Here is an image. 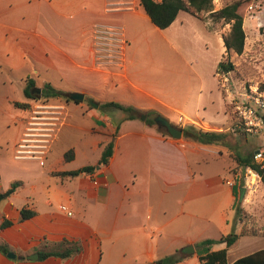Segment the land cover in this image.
I'll list each match as a JSON object with an SVG mask.
<instances>
[{
	"label": "crops",
	"instance_id": "1",
	"mask_svg": "<svg viewBox=\"0 0 264 264\" xmlns=\"http://www.w3.org/2000/svg\"><path fill=\"white\" fill-rule=\"evenodd\" d=\"M33 1H39L41 5H44L43 3L51 5L53 8H55L53 2H57L56 0H30V3ZM105 6L107 11H105V17L99 14L102 18L96 21L103 22L102 25L109 27L112 24L120 25L128 30L129 27H134L130 37L128 36L129 31L126 34L129 38H126L128 46L124 73H120L117 66L102 64L96 61V58L94 60L95 55L92 54L91 48L92 30H77L79 31L78 37L68 38V43L65 44L67 38L61 36L60 33L57 39L51 36L49 30H53L54 27L48 23L42 24L43 16L40 18V16L31 15L22 18V28H16L8 23L9 19L0 20V69L7 67L13 72H20L26 69L28 61L32 60L36 64L60 73L71 71L74 76L83 75L88 78L86 81L89 82L90 85L87 84L90 88L67 93L69 96L80 93L86 97L96 92L93 102L96 104L99 102L102 105L110 102L107 99V92L110 88L112 91L116 89L120 95H131V99L135 101L146 98L159 102L162 106L176 111L180 115V121H183L185 125L190 124L204 131L230 133L233 115L228 112H225V120L206 119L208 107L203 102V85L207 79L202 73V68L199 71L194 69L201 84L200 94L195 98L190 95L185 100H178V108L153 95L155 89L153 85L149 83L146 84L147 88L141 87L139 84H142V81L139 77L134 74L131 78L128 74L129 64L131 65L132 61L128 51L130 46L133 42H141L138 48L143 49L145 43L142 28L139 30L138 27L139 18L151 23L156 31L166 34L176 30L177 27L184 29L185 23L181 20L183 12L179 14L172 26L166 30H160L145 14L139 0L134 8L129 9L107 10V2ZM57 15L63 17L59 13ZM128 15L136 21V24L132 21L129 24V17H123ZM47 18L46 21H49V17ZM76 25L79 28L83 26L81 23ZM92 26L100 25L93 24ZM55 28L58 30V27ZM205 30L210 36H221L220 40L224 44L222 34L209 31L206 25ZM71 44H73L72 47ZM144 47L149 52L163 49L159 45L146 44ZM220 61L217 60L214 66L218 67ZM216 71L217 68L215 77L218 79ZM182 78L183 85H186L187 80L184 76ZM25 82L27 86L28 81ZM178 84L179 82L176 86ZM25 89L26 87L23 89V95L27 98ZM233 96L231 94L230 97L224 98L225 105L226 100L229 99L231 102L230 99ZM7 100L9 104H26V102L13 100L11 97H7ZM116 103L124 104L120 100ZM130 104L140 109L136 103ZM100 105L98 108L93 107L92 112L88 113V117L94 124L90 132L96 138L98 137L94 143V148L99 152L95 165L101 159L106 144L117 133L110 163L97 167L92 174H82L74 178L63 177L59 174L77 171L87 165L73 170L54 169L50 171L52 177H49V181L53 183L47 186V207L41 211L33 204L35 201L33 196L38 188V182L43 181V178L39 180L29 177V182L18 181L21 185L16 193L0 201V246H7L16 258L10 259L0 252V264H101L104 259L107 261L106 264H127L129 261L139 264L143 258H148V261L155 264L157 260L177 253L189 254L186 249L189 246L195 247L198 242L202 241V234L206 229H203L205 227L202 225L197 226V234L193 237L190 233L193 229L192 219L200 223H210L212 218H216L221 227L226 229L229 225V214L236 212L241 192H245V189L247 193L242 208H250L249 203L256 197V192L250 191L249 185L244 186L242 178L244 173L250 177L251 174L248 171L251 169L241 168L240 173L233 172L232 170L239 166L227 152H222L221 149H219L220 152H215L211 150L216 148L215 145H201L184 137L175 139L170 133L165 134L158 127L147 125L144 122L145 118L124 120L125 115H122L121 120L116 121L111 119L109 114L100 112ZM12 113L14 116L10 117L9 123L4 127L7 129L15 127L18 130V140L14 143L13 151L8 152L13 155L10 158H3L5 153L0 151V194L5 193L12 186L15 178L10 176L9 171L14 173L17 167L24 165L21 162L36 160L45 164L46 158L54 145L58 143L69 118V112H31L30 108L24 110L18 108ZM159 115L169 121L165 123H176V120L165 113ZM42 130L50 132L45 157L42 160L34 157L18 158V146L25 140H40ZM80 151V148L75 146L74 159L72 161L65 159V163H74L79 158ZM259 151L262 152L261 149H257L255 153ZM224 153L233 162L229 168V174L232 177L224 173L207 176L203 173L196 174L193 171L194 162L195 164L198 162L209 164V157L221 158ZM255 175L256 186L260 188V191L264 186L261 178L256 173ZM30 183H34L32 185L34 193L22 197L23 189ZM54 201L60 204L59 207L67 205L74 216L68 217L62 213L59 207H55ZM25 207L35 211L37 215L28 221L20 222V212ZM6 220L12 222L13 225L1 229ZM178 220L180 224L177 227L188 230L187 235H177L178 228L172 224ZM222 236L226 235L222 234ZM64 239L70 242H80L82 252L66 260L56 257L40 260L39 252L45 251L47 243L53 244ZM261 239L264 238L243 236L235 245L241 242L242 250H245L251 248L255 241H259L260 244ZM222 245L224 247L213 245L211 251L222 250L226 247ZM235 245L229 249L228 257ZM260 250H264V245H260L254 253ZM35 255H38L39 259L31 260ZM189 256L190 254L184 256L185 259L180 264H189Z\"/></svg>",
	"mask_w": 264,
	"mask_h": 264
},
{
	"label": "rangeland",
	"instance_id": "2",
	"mask_svg": "<svg viewBox=\"0 0 264 264\" xmlns=\"http://www.w3.org/2000/svg\"><path fill=\"white\" fill-rule=\"evenodd\" d=\"M56 1L57 2L54 1L55 3L53 2L55 5V8H53L51 5L45 3L41 5L39 1L30 3V0H0V20L9 19L7 21L8 23L14 25L16 28H22L23 17L31 15L33 17L40 16V18H42L43 16L44 21L42 24L48 23L54 27L53 30H49L51 36L57 39L60 33L61 36L67 38L64 42L65 44L68 43V38H72L73 36L78 37L79 31L77 30H92L91 48L92 54L95 55V60L94 32L96 27L92 25L99 24L100 26H106L101 24L103 22L96 21L102 18L99 14L104 16L106 11L105 3L107 2V10L115 8L129 9L134 8L136 4H138V0H106V2L104 0ZM236 1L242 3L239 13L244 18V30L247 36L244 53L241 56L231 52L228 57L224 44L220 40L221 36L208 35L205 30V25L209 31L218 32L222 34L224 38L228 36L231 31L230 24H226L224 20L215 21L208 14L204 15V21H200L189 13L181 12V20L185 23L184 29L177 27L178 30L176 29L166 34L156 31L151 23L139 18L138 27L139 30L142 28L141 31L144 33V42L149 45L162 46L163 49L149 52L147 48L144 47L146 46L145 43L143 44V49H141L138 48L141 42H133L128 50L130 60L133 61H131V65L129 64V76L132 78L135 74L139 77L142 81V84H139L141 87L147 88L146 84L150 83V85H153L155 88L153 90V95L166 101L173 107L178 108V100H185V98L190 97V95H193L195 98L200 94L201 84L194 69L199 71L202 68V73L207 79L203 85V102L208 107L206 119L215 118L217 120H225V112L233 115L234 108L231 103L234 98L238 102H241L245 92H250L252 90L251 87L259 89L261 92L264 91V0H215V11L233 4ZM58 13L63 15V17H58ZM47 17H49V21H46ZM123 17H129V24L131 21L136 24V21L130 18L131 16L128 15L127 17ZM80 23L83 26L79 28L76 24ZM55 27H58V30ZM111 27L122 28L117 24H112ZM133 28L134 27L131 26L129 30L122 29L125 35L128 34L129 31L128 36L130 37V33L134 31ZM129 37L126 35V38ZM104 42L111 44L110 41ZM72 45L73 44L70 46L72 47ZM224 56L227 57H225L227 60L235 64L236 70L229 73L227 76L217 74V79L215 77L217 65H214L217 60H223ZM125 63L123 68L126 65ZM123 68L119 67L120 73H124ZM62 72L64 74L56 70L48 69L43 65L36 64V62L32 60H29L26 69L20 72H13L7 67L0 69V151L5 153L3 158L7 159V157L10 158L13 156L12 153L8 154V152L13 151L14 143L18 140V130H16L15 127L10 129L4 127L9 123L10 117L12 118L14 116V113L11 114V112H16V110H18L14 104L11 103L12 106L9 104L7 97H11L13 100L26 102V104H31V112H69L67 125L60 134L58 143L54 145L51 153L46 158L45 164H41L36 160L30 162L25 161L21 162L24 165H21L22 167H17L14 173L11 172V170L9 171L10 176L15 178L12 183L18 181L29 182V177L39 180L43 178V181L38 182V188L33 196V199H35L33 204L40 211L47 207V186L53 183L49 181V177H52L50 171L54 169L73 170L83 165H95L99 153L94 148V143L98 137L96 138V136L91 134L90 129H92L94 124L92 119L88 117V113L93 110L91 101L93 102V100H95L96 92L86 95L84 101L79 103L71 100L67 93L90 88V86H88L89 82L86 81L88 78L83 75L74 76L71 71ZM183 76L187 80L186 85H183ZM29 78L35 81V86L32 88L34 100L27 99L23 95V89L26 87L25 81H28ZM177 82H179L178 86H176ZM48 85L54 88L55 91L61 93L62 97L45 98L42 92ZM147 90H149V88ZM230 93L234 96L230 99L231 102H229V99L226 100L225 105V99L226 97H230ZM107 99L110 102H117L120 100L124 103L121 105L124 106H130L133 105L130 103H136L140 107L139 110H141V112H149L150 109H154L152 112H155V114L165 113L176 120V123H172V125L179 129H184L186 126L190 125H185L183 121H180V115L176 111L166 108L152 99L141 98L139 101H135L131 99V95H120L116 89L112 91L111 88L107 92ZM97 103L100 105L99 102ZM107 112L109 117L116 121H120L122 115L126 117V114L120 110L110 109ZM151 118H155V116ZM160 129L165 134H169L165 126L160 127ZM229 132L232 135L228 141L215 145L216 148H212L211 150L220 152L219 149H221L222 152H227L231 158L234 154L255 156V151L257 149H261L264 153V133L256 136L246 135L238 131L232 132L230 130ZM226 144L229 145V147H227ZM75 146H78L81 150L79 158L72 164L65 163L66 154L71 150L74 151ZM195 158L194 156L193 159L195 160ZM208 161L209 164H204V162L195 164L194 162L193 171L196 174L203 173L207 176L216 173H224L230 176L229 168L233 165V162L225 153L221 158L212 159L209 157ZM241 170V167H237L232 171L241 172ZM248 172L251 174L250 177H247L245 173L243 174V185H249L250 191L256 192V197L249 203L250 208H243V212L239 218L236 212L229 214V225L226 226V229L221 227L216 221V218H212L210 223H200L198 220L192 219L193 229L190 233H192L191 235H193V237L197 234V226L202 225L205 227L203 229L206 230L202 234V241L198 242L193 249H191L192 246L188 247L190 248L189 264H201L199 257L207 251V249L199 247L201 242L206 240L218 241L222 234L229 235L231 233H239L244 237L264 238V188L262 187L259 191L260 188L256 186L255 172L252 170ZM29 173L31 174L30 176ZM33 184L34 183L27 184V187L22 191V197L34 193V191L32 192ZM246 193L247 189H245V192H241V199L238 202V206H242ZM261 194H263V196H260ZM53 204L55 207H59L60 205L57 201H54ZM179 224L180 220L174 222L172 226L177 227ZM187 234L188 230L177 229L178 236ZM260 245H264V239L260 240V244L259 241H255L251 248L242 250V243L240 242L231 250L228 261L232 263L234 260L240 259V257L248 256L254 253ZM216 247L224 246L216 244ZM182 255L186 257L189 254L184 253ZM106 263L107 261L104 259L101 264ZM127 264L135 263L129 261ZM139 264L154 263L148 261V258H143V261L139 262Z\"/></svg>",
	"mask_w": 264,
	"mask_h": 264
},
{
	"label": "trees",
	"instance_id": "3",
	"mask_svg": "<svg viewBox=\"0 0 264 264\" xmlns=\"http://www.w3.org/2000/svg\"><path fill=\"white\" fill-rule=\"evenodd\" d=\"M140 5L143 8L145 14L150 18L151 22L160 30H166L176 21L181 12H186L197 18L200 21H204V15H210L215 21L224 20L226 24L231 25V31L228 36L224 38V46L226 53L229 57L231 52L237 55H242L244 53L246 45V33L244 30V18L239 13V9L242 6L240 1H236L233 4L227 5L222 9L215 11L214 1L215 0H139ZM224 56L218 64L216 74L227 76L229 73L236 70V66L233 62L227 60ZM35 86V81L33 79L28 80L25 89V95L28 99H35L32 94V88ZM43 96L47 99L49 98H60L61 93L55 91L50 85L42 92ZM68 96V95H66ZM79 103V102H77ZM17 108L29 109L30 104L14 103ZM100 111L102 113H108L110 109L120 110L126 114L124 120H143L144 122L152 127L160 126L157 124L159 122H167L159 114L155 112H141L140 110L132 106H124L116 102H108L100 105ZM155 116V118H151ZM184 132L183 137L187 140L199 143L201 145H217L220 143H225L228 141L231 133L216 132V131H204L193 125L186 126L182 129ZM117 134V133H116ZM116 134L112 136V140L106 144L104 147L101 159L97 165H90L83 167L77 171L72 172H62L59 175L63 177H77L82 174H92L96 171L98 166L108 165L111 158L113 157L114 147H115V137ZM227 147L229 145L226 144ZM75 157L73 150L66 154V160L72 161ZM232 158L238 164L239 167L244 169H251L260 178L264 186V163H258L255 161L254 155L243 156L241 154H234ZM21 185V182H15L12 184L5 193L0 194V201L10 197L17 188ZM243 212L242 206H237L236 215L239 218ZM20 222L28 221L34 218L37 213L27 207L21 210ZM12 222L6 220L1 226V229H6L12 226ZM243 237L239 233H231L226 236H222L218 241L206 240L199 244V247L207 249L206 254L199 257L201 264H230L228 261L229 249L234 246L239 239ZM216 244H224L226 247L222 250L211 251V247ZM83 248L80 242H70L66 239L61 242L46 244L45 251H40V260L44 261L50 257L61 258L63 260L71 259L76 257L82 252ZM0 252L7 256L10 253V249L7 246H0ZM185 259L184 256L179 253L172 256H168L161 259L155 264H180ZM232 264H264V250L257 251L245 257L237 259Z\"/></svg>",
	"mask_w": 264,
	"mask_h": 264
},
{
	"label": "built area",
	"instance_id": "4",
	"mask_svg": "<svg viewBox=\"0 0 264 264\" xmlns=\"http://www.w3.org/2000/svg\"><path fill=\"white\" fill-rule=\"evenodd\" d=\"M94 45L97 61L123 68L125 54L128 46L124 30L118 27L98 26L94 32ZM104 41H110L107 44ZM250 92H245L241 102L232 101L234 108L232 132H241L246 135H261L264 133V91L251 87ZM40 140H25L18 146L17 157H34L42 160L46 155L49 145L50 132L42 130ZM255 161L264 163V153L257 152ZM60 211L68 217H73L74 213L67 205H61Z\"/></svg>",
	"mask_w": 264,
	"mask_h": 264
},
{
	"label": "water",
	"instance_id": "5",
	"mask_svg": "<svg viewBox=\"0 0 264 264\" xmlns=\"http://www.w3.org/2000/svg\"><path fill=\"white\" fill-rule=\"evenodd\" d=\"M38 92H40V91L38 90ZM70 99L75 101V102H82V101H84L85 96H84V94L74 93V94L70 95ZM91 104H92V106L94 108H98L99 107L98 104H96V103H94L92 101H91ZM157 124L160 127L165 125L163 122H159V121H157ZM166 126L168 127V131H169V133L171 134L172 137H174L175 139H182L183 138L184 132H183L182 129L176 128L171 123H166ZM98 168H99V166H98ZM189 249L190 248H187L186 251L190 254V250ZM191 249H193V246L191 247ZM7 257L10 258V259H15L16 255L11 252V253H9L7 255ZM38 259H39L38 255H35L34 257L31 258V260H33V261L38 260Z\"/></svg>",
	"mask_w": 264,
	"mask_h": 264
},
{
	"label": "flooded vegetation",
	"instance_id": "6",
	"mask_svg": "<svg viewBox=\"0 0 264 264\" xmlns=\"http://www.w3.org/2000/svg\"><path fill=\"white\" fill-rule=\"evenodd\" d=\"M36 90L38 91V89H36ZM163 123L165 124L164 126L168 129V127L166 126V123L165 122H163Z\"/></svg>",
	"mask_w": 264,
	"mask_h": 264
},
{
	"label": "bare ground",
	"instance_id": "7",
	"mask_svg": "<svg viewBox=\"0 0 264 264\" xmlns=\"http://www.w3.org/2000/svg\"><path fill=\"white\" fill-rule=\"evenodd\" d=\"M253 174V173H252Z\"/></svg>",
	"mask_w": 264,
	"mask_h": 264
}]
</instances>
